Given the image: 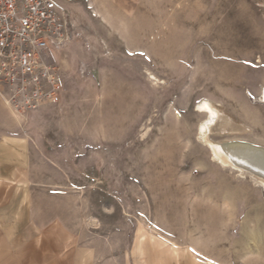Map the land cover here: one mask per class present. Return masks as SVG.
<instances>
[{
    "label": "rangeland",
    "instance_id": "1",
    "mask_svg": "<svg viewBox=\"0 0 264 264\" xmlns=\"http://www.w3.org/2000/svg\"><path fill=\"white\" fill-rule=\"evenodd\" d=\"M55 1L67 106L0 141V264H264V189L198 109L264 143V0Z\"/></svg>",
    "mask_w": 264,
    "mask_h": 264
},
{
    "label": "built area",
    "instance_id": "2",
    "mask_svg": "<svg viewBox=\"0 0 264 264\" xmlns=\"http://www.w3.org/2000/svg\"><path fill=\"white\" fill-rule=\"evenodd\" d=\"M71 36L67 14L55 0H0V98L14 113L61 101L63 82L52 50L60 52Z\"/></svg>",
    "mask_w": 264,
    "mask_h": 264
},
{
    "label": "bare ground",
    "instance_id": "3",
    "mask_svg": "<svg viewBox=\"0 0 264 264\" xmlns=\"http://www.w3.org/2000/svg\"><path fill=\"white\" fill-rule=\"evenodd\" d=\"M261 95L260 98L264 101V87ZM198 109L207 115L205 121L200 124L199 134L201 142L210 150L212 160L222 167L235 170L239 175L248 174L264 189V143L243 138L213 140L210 138L212 134L225 135L242 130L222 116L211 100L202 99L198 103ZM212 261L213 264H220L216 260Z\"/></svg>",
    "mask_w": 264,
    "mask_h": 264
},
{
    "label": "crops",
    "instance_id": "4",
    "mask_svg": "<svg viewBox=\"0 0 264 264\" xmlns=\"http://www.w3.org/2000/svg\"><path fill=\"white\" fill-rule=\"evenodd\" d=\"M59 60L58 56L55 57V61ZM57 66V63H56ZM58 72L60 77L62 78V73L60 72L59 67L57 66ZM64 96L62 94L61 101L54 105H45L42 108H48V107H55V106H62L66 107L67 104L64 102ZM64 102V104H63ZM20 123H19V114L14 113L9 107H7L4 102L0 98V141L4 138V133H13L19 131ZM9 136V134H8ZM3 146V145H0ZM173 251V250H172ZM180 251L176 250L173 251V255L175 257V261H178L180 259ZM161 258V257H160ZM220 264H223L219 262Z\"/></svg>",
    "mask_w": 264,
    "mask_h": 264
}]
</instances>
